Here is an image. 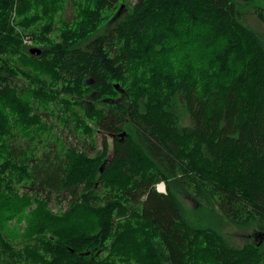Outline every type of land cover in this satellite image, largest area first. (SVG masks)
Here are the masks:
<instances>
[{"label":"trees","instance_id":"trees-1","mask_svg":"<svg viewBox=\"0 0 264 264\" xmlns=\"http://www.w3.org/2000/svg\"><path fill=\"white\" fill-rule=\"evenodd\" d=\"M66 1L0 0V264H264V0H73L52 39Z\"/></svg>","mask_w":264,"mask_h":264},{"label":"rangeland","instance_id":"rangeland-1","mask_svg":"<svg viewBox=\"0 0 264 264\" xmlns=\"http://www.w3.org/2000/svg\"><path fill=\"white\" fill-rule=\"evenodd\" d=\"M78 1V0H76ZM128 3L129 2H133V0H127ZM259 1V0H258ZM132 4V3H131ZM18 3L15 1V4L13 5V8H12V11L10 13V23L16 28V23L18 21V15L16 14V8ZM119 7H117L111 14H107L110 18H112L115 14V12L118 10ZM123 12H124V9H123ZM74 14H75V8H74V5H73V0H67L65 5H64V8L61 12H59L57 15H55L54 17V21H55V26L58 27L57 30H53L49 33H46L47 36H49L50 38L52 39H58V35H59V29L62 28V21H68L69 19H71L72 17H74ZM244 21L247 25H250L251 27L257 29V30H264L263 29V26L260 24V22L255 18L253 12H248L245 14L244 16ZM72 20V19H71ZM43 20H41L42 22ZM36 33L37 35H43L45 34L44 31L41 29V27H37L36 29ZM28 45H35L34 42H31L28 44ZM18 77L22 80H24L26 83L28 81V78L27 76H24L21 72L19 73ZM33 86V85H31ZM51 107V106H50ZM75 110L78 112L79 115H81V109L75 107ZM39 115L45 120V122L47 124H49L51 126V129H50V132H54V134L56 133L58 136L61 137V140L66 143V144H69L71 146H77V147H80L81 148V144H80V141L78 138H81L82 135L79 134V133H76L77 135V138L76 136H74V133L73 134H70L68 131H66L64 129V125L62 123H60L57 119H56V116H55V112L53 110L50 111V110H41L38 112ZM88 124L89 125H92V128H94V134H93V142H94V145L96 146V149H100V144H101V139H102V136H103V132H98V130L93 127V124L91 121H88ZM54 130V131H53ZM61 132V134H60ZM56 135V136H57ZM106 140H107V144H108V147H111V139H110V136L108 134H106ZM64 137L65 140H64ZM26 140H28L29 138H25ZM89 141V140H88ZM34 143V142H33ZM44 143H45V146L43 144V142H40V143H36V151H35V146L33 148V151L34 153L36 154H41L42 152V149L46 146H51V149L54 148L53 145V139H51L50 141H47V140H44ZM88 143V142H87ZM85 149L88 151V144L85 145ZM94 151H88V155H91ZM169 181L171 182L172 184V189H173V192L177 195V197H179V199L184 203L186 204L187 206L189 207H192L194 205V201L193 199L191 198L189 192H185L181 187L180 185L178 184V182L175 181V179L173 178H169ZM25 180L22 179L21 180V184H15V188L19 190V192H23V190H25V187L24 186H21L22 183H24ZM155 188L156 190L158 191V188L160 191L162 192H165L166 191V182L165 181H160L158 182L157 184H155ZM105 192H102L100 197L103 199L105 197ZM64 204H59V203H56L55 200H52L50 202V206L53 207V211H62L64 210V208H62ZM135 209H133L132 212H134ZM131 213V210L125 214V215H118V216H115V221L116 222H119V221H124L126 216L128 214ZM15 221L13 219H11V221L9 222V225H12ZM15 231L16 232H21V230L19 228H15ZM224 231L230 236V240L234 243V244H237V245H241V244H244L246 242H253L254 240H257L258 236L255 234L254 231H252L251 229H247V228H237L231 224H226L224 226ZM16 241H19L20 240V237H16L15 238ZM111 242V238L109 240L106 241L105 245L106 247L109 246ZM33 244V243H32ZM108 255V249L104 250V252L101 254L102 257H105Z\"/></svg>","mask_w":264,"mask_h":264},{"label":"water","instance_id":"water-1","mask_svg":"<svg viewBox=\"0 0 264 264\" xmlns=\"http://www.w3.org/2000/svg\"><path fill=\"white\" fill-rule=\"evenodd\" d=\"M242 1H249V0H242ZM30 52H31V53H34V54H39V53H40V49H39L38 47H32V48L30 49ZM116 87H118V85H116ZM118 135L120 136V140H122L123 137L125 136V132L122 131V132L119 133ZM105 162H106V161H105ZM105 162H104L103 164H105ZM160 192H162V191H160Z\"/></svg>","mask_w":264,"mask_h":264},{"label":"flooded vegetation","instance_id":"flooded-vegetation-1","mask_svg":"<svg viewBox=\"0 0 264 264\" xmlns=\"http://www.w3.org/2000/svg\"><path fill=\"white\" fill-rule=\"evenodd\" d=\"M118 13V12H117ZM82 99H84V102L85 103H88L89 102V97L87 96H85V97H83ZM93 99V98H92ZM101 130H99L98 129V132H100ZM102 132V131H101ZM109 136H110V139H111V143H112V141L114 140V139H117V138H119L120 136L118 135V133H109ZM125 137V136H124ZM123 137V138H124ZM102 138H103V136H102ZM102 140V139H101Z\"/></svg>","mask_w":264,"mask_h":264},{"label":"built area","instance_id":"built-area-1","mask_svg":"<svg viewBox=\"0 0 264 264\" xmlns=\"http://www.w3.org/2000/svg\"><path fill=\"white\" fill-rule=\"evenodd\" d=\"M23 43L28 45L30 43V40L27 37H24ZM158 191H159V188H158Z\"/></svg>","mask_w":264,"mask_h":264},{"label":"crops","instance_id":"crops-1","mask_svg":"<svg viewBox=\"0 0 264 264\" xmlns=\"http://www.w3.org/2000/svg\"><path fill=\"white\" fill-rule=\"evenodd\" d=\"M160 192V191H159Z\"/></svg>","mask_w":264,"mask_h":264}]
</instances>
